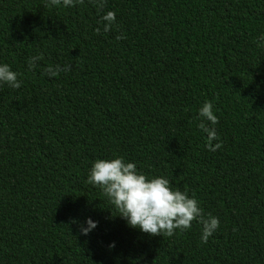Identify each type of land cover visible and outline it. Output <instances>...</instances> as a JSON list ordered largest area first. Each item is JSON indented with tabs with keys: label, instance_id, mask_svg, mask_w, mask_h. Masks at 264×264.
Instances as JSON below:
<instances>
[{
	"label": "trees",
	"instance_id": "1",
	"mask_svg": "<svg viewBox=\"0 0 264 264\" xmlns=\"http://www.w3.org/2000/svg\"><path fill=\"white\" fill-rule=\"evenodd\" d=\"M261 34L264 0H0V62L21 81L0 85V264H264ZM114 156L218 217L207 242L197 220L172 235L128 225L87 179Z\"/></svg>",
	"mask_w": 264,
	"mask_h": 264
},
{
	"label": "clouds",
	"instance_id": "2",
	"mask_svg": "<svg viewBox=\"0 0 264 264\" xmlns=\"http://www.w3.org/2000/svg\"><path fill=\"white\" fill-rule=\"evenodd\" d=\"M79 0H47L51 6L63 4L72 7ZM102 6V4H101ZM116 20L112 10L106 11L101 17L103 31L108 32ZM95 31L100 32L98 27ZM117 36L116 39H121ZM259 41L264 44V34L259 36ZM41 55L29 58L28 68L36 66ZM68 66L61 68L59 65L48 67L45 71L55 75L59 71H67ZM18 73L12 70L8 63L0 62V85H7L12 89L19 88L21 81ZM199 123L197 127L206 135V146L215 151L220 143H212L217 133L214 125L218 122L209 101L203 102L198 109ZM88 181L94 186H99L111 203L118 209L119 215L126 223L141 232L150 235H172L174 230L184 231L192 226V221L197 220L201 225L200 240L207 242L208 238L219 226V219L208 214H202L198 201L190 196L187 190L181 191L171 186L170 181L164 176L147 177L137 169L132 161H126L121 156L112 158H97L91 164ZM97 221L86 217L83 223H78L80 234L87 236L97 226ZM114 246V242L110 244Z\"/></svg>",
	"mask_w": 264,
	"mask_h": 264
}]
</instances>
